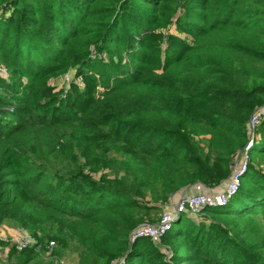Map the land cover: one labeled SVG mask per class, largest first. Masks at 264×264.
Segmentation results:
<instances>
[{"label":"trees","instance_id":"16d2710c","mask_svg":"<svg viewBox=\"0 0 264 264\" xmlns=\"http://www.w3.org/2000/svg\"><path fill=\"white\" fill-rule=\"evenodd\" d=\"M0 64V227L35 239L8 259L264 264V122L225 206L129 240L229 177L264 104V0H0ZM68 71L84 87L54 91Z\"/></svg>","mask_w":264,"mask_h":264},{"label":"built area","instance_id":"2783aa9c","mask_svg":"<svg viewBox=\"0 0 264 264\" xmlns=\"http://www.w3.org/2000/svg\"><path fill=\"white\" fill-rule=\"evenodd\" d=\"M8 72L0 66V77L7 78ZM60 87L56 91L65 87L64 93L71 84L80 88L84 87L81 77L75 78L70 72L65 73L61 78ZM264 122V104L255 108L250 115L247 124V141L238 152L235 164L227 180L221 185L213 188L205 187L202 184L192 186V193H182L162 211L157 221L153 224L144 223L131 231L129 240L131 243L138 239H149L153 243H159L161 239L172 229L174 222L182 214L199 218L207 208L225 206L239 191L242 180L248 171L251 161V150L257 140V130ZM35 244V239L26 231H20L15 239L5 236L0 230V248L3 246L13 247L17 253H21L28 247ZM54 242H49L48 248H53Z\"/></svg>","mask_w":264,"mask_h":264},{"label":"rangeland","instance_id":"374dc122","mask_svg":"<svg viewBox=\"0 0 264 264\" xmlns=\"http://www.w3.org/2000/svg\"><path fill=\"white\" fill-rule=\"evenodd\" d=\"M172 32H174V31H172ZM0 66H2L3 68H5L1 64H0ZM69 72L70 71H68V73ZM74 73H75L74 71H71L70 72V74L71 75H74V77H75V74ZM61 83H62L61 82V79H59L56 82V84H55L54 91L56 90V87H58V88L60 87V84ZM70 86H69V88H70ZM69 88L66 90V93L69 90ZM64 91H65V87L60 88V90L58 92H61L62 94H64ZM161 213H162V211L153 213L154 214V218L158 219V217L160 216ZM0 230L4 233L5 236H7L10 239H15L17 237V235H15V232L20 231V230H17L16 228H14V227H11V226H8V225L1 226L0 227ZM10 248L11 247L9 245L8 246H3L2 245V247L0 248V264H15V260L14 259H8L6 257V255L9 253ZM54 248H55V246H54ZM55 250H56V248H55ZM46 253L47 252L43 253L42 256H41L42 262H44V263L47 262L50 259V257H51V256H49V254H46ZM62 255H61L60 261H59L60 264H77L78 256H77V253L76 252H74V251H64L62 253Z\"/></svg>","mask_w":264,"mask_h":264},{"label":"crops","instance_id":"0c3cea01","mask_svg":"<svg viewBox=\"0 0 264 264\" xmlns=\"http://www.w3.org/2000/svg\"><path fill=\"white\" fill-rule=\"evenodd\" d=\"M183 193H192V187H191V188H188V189H186V190H184ZM2 233H3V232H2ZM19 233H20V231H17V232H15V235L18 236ZM3 234H4V233H3ZM7 255H8V254H7ZM7 255H6V257H7Z\"/></svg>","mask_w":264,"mask_h":264}]
</instances>
